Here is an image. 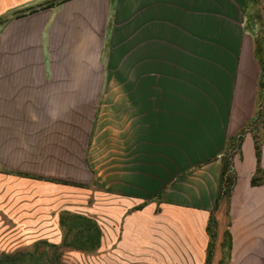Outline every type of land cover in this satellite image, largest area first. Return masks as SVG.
Instances as JSON below:
<instances>
[{
  "label": "crops",
  "instance_id": "1",
  "mask_svg": "<svg viewBox=\"0 0 264 264\" xmlns=\"http://www.w3.org/2000/svg\"><path fill=\"white\" fill-rule=\"evenodd\" d=\"M52 1L0 0V17L8 20L0 27L2 250L29 244L31 234L55 233L61 241L59 215L79 211L64 202H78L81 188L32 175L64 178L60 165L89 166V146L94 157L106 141L107 213L119 222L122 261L205 264L218 156L257 105L249 0H65L26 11ZM117 29L129 30L126 83L115 85L125 95L106 128ZM254 144L248 133L235 157L238 182L230 216L225 200L216 211L211 264L223 257L227 228L228 264H264V184L250 185ZM162 191L159 203L129 211ZM145 238L150 251L139 250Z\"/></svg>",
  "mask_w": 264,
  "mask_h": 264
},
{
  "label": "trees",
  "instance_id": "2",
  "mask_svg": "<svg viewBox=\"0 0 264 264\" xmlns=\"http://www.w3.org/2000/svg\"><path fill=\"white\" fill-rule=\"evenodd\" d=\"M65 0H58L40 4L38 7L28 9L26 11H34L37 8L55 7ZM261 0H249L248 10L246 12L247 28L251 31L256 48L255 56L259 63V80L257 86V105L252 118L242 126L239 132L227 138L222 152L218 156L221 160V171L219 181L217 184L216 200L214 208L210 213V218L207 221L208 244L207 257H205V264H211L215 255V242L218 232V222L216 211L222 201L228 204V215L230 216V201H232L233 192L238 182V173L235 168V157L239 154L242 156V143L248 133L252 134L255 144V153L257 158L255 173L252 176L250 185L260 186L264 184V166H263V144H264V18L259 11ZM25 12V11H24ZM8 20L0 17V27ZM100 107L97 109L96 117L93 124V134L99 120ZM91 139V141H92ZM90 141V145H91ZM90 146L88 149L89 158ZM88 160V159H87ZM17 173L20 176H29V174ZM32 177L39 180H46L56 182L57 184L74 185L80 188H92L91 185L83 183H75L74 181H66L56 179L54 177ZM165 191L157 193L152 199H144V201L129 211L141 210L150 201L157 203L164 197ZM108 216V215H107ZM112 220V218H111ZM114 222V221H113ZM116 225L117 221L114 222ZM59 225L62 229V238L59 243L42 241L34 242L27 248H15L11 250L0 251V264H66L63 260V254L66 249L82 252L85 254H96L103 245L104 229L98 217L84 211H73L69 209L63 210L59 215ZM230 222L228 223V227ZM119 225H117V228ZM118 239H120L118 237ZM232 233L229 228L226 229L224 239L222 240L223 257L219 264H228L232 258Z\"/></svg>",
  "mask_w": 264,
  "mask_h": 264
},
{
  "label": "rangeland",
  "instance_id": "3",
  "mask_svg": "<svg viewBox=\"0 0 264 264\" xmlns=\"http://www.w3.org/2000/svg\"><path fill=\"white\" fill-rule=\"evenodd\" d=\"M260 12L264 18V0L260 3ZM128 29H117L116 44H115V63H114V83H113V100L108 104L107 117L105 126L109 128L112 121V110L114 109L115 100H120L124 98V92H116L115 85H125L126 76L122 68L126 64V53L128 45ZM175 33V32H173ZM109 94V93H107ZM112 94V93H110ZM109 101V100H108ZM103 103V102H102ZM102 109V108H101ZM100 117V116H99ZM106 141L101 142L97 156L92 157L91 148L89 151V158L87 154V161L89 166H79L76 165H60L66 171V177L56 178L66 181H74L75 183H83L91 185L92 188H81V196L79 201L76 202L75 198L73 203L71 201L64 202L68 205H74L79 211L89 212L93 216L98 217L102 227L104 229L103 235V245L102 248L96 254H85L82 252L73 251L72 249H66L65 254H63V260L66 264H126L124 263V254L119 251L118 242L116 238L119 235L120 228H117L113 220H110V215L107 213V197H108V178H109V159H110V148L109 145L106 146ZM56 165V164H51ZM150 170V169H148ZM94 187V188H93ZM99 189V190H98ZM98 190V191H97ZM145 199H149L146 197ZM108 215V216H107ZM218 234V232H217ZM33 237L30 238L29 244L23 245L20 248H27L34 242L49 241L55 242L57 235L55 233L47 234H31ZM144 245L139 247L141 251H150L148 238ZM118 241V240H117ZM6 236L5 233L0 232V251L6 248ZM58 243V242H57ZM10 248V247H8ZM7 248V249H8ZM121 250V249H120ZM155 257V254H153ZM141 256V255H140ZM158 256V255H157ZM156 256V257H157ZM141 264H149L147 260H143Z\"/></svg>",
  "mask_w": 264,
  "mask_h": 264
}]
</instances>
